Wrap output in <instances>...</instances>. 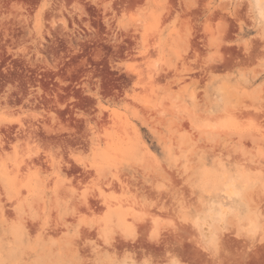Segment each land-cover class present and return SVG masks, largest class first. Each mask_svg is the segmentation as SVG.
Listing matches in <instances>:
<instances>
[{"label":"rangeland","instance_id":"rangeland-1","mask_svg":"<svg viewBox=\"0 0 264 264\" xmlns=\"http://www.w3.org/2000/svg\"><path fill=\"white\" fill-rule=\"evenodd\" d=\"M0 264H264V0H0Z\"/></svg>","mask_w":264,"mask_h":264}]
</instances>
